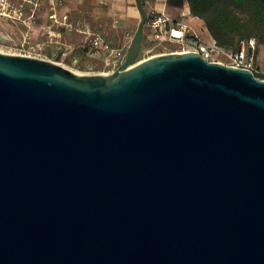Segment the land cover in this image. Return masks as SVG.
I'll return each mask as SVG.
<instances>
[{"label": "water", "instance_id": "95a60500", "mask_svg": "<svg viewBox=\"0 0 264 264\" xmlns=\"http://www.w3.org/2000/svg\"><path fill=\"white\" fill-rule=\"evenodd\" d=\"M135 2L111 72L0 50V264H264V78L140 59Z\"/></svg>", "mask_w": 264, "mask_h": 264}, {"label": "crops", "instance_id": "0c3cea01", "mask_svg": "<svg viewBox=\"0 0 264 264\" xmlns=\"http://www.w3.org/2000/svg\"><path fill=\"white\" fill-rule=\"evenodd\" d=\"M147 18L154 13L169 16L168 27L174 30V21L184 20L206 40H214L204 20L191 13L184 0H142ZM29 14L30 5L24 9ZM140 12L135 0H40L32 20H9L0 17L1 42L17 50L35 48L39 57H57L61 62L92 70L111 72L104 54L95 53L89 37L102 36L113 47L127 49L138 26ZM145 35H150L145 24ZM264 48V47H263Z\"/></svg>", "mask_w": 264, "mask_h": 264}, {"label": "built area", "instance_id": "2783aa9c", "mask_svg": "<svg viewBox=\"0 0 264 264\" xmlns=\"http://www.w3.org/2000/svg\"><path fill=\"white\" fill-rule=\"evenodd\" d=\"M26 4L30 5L31 12L29 14H26L24 11ZM39 4L40 0H0V17L26 22V20H32L35 17L36 8ZM169 21L170 18L165 13H154L147 18L145 23L150 32V36L157 42L169 41L173 44L174 42L178 43L181 48L175 49L174 51L195 50L211 61L224 62L221 58L222 56H226L228 57V62L224 63L251 69L254 73L261 72L264 76V70L259 71L254 61V54L252 51L256 44L254 38H250L248 41L242 40L238 47L229 49L222 45H218L215 40H203L192 28L190 23L181 19L174 21V30L179 32V35H175L173 34L174 30L168 27ZM89 40L95 53L104 54L105 62L112 66V71L124 60L126 50L122 47H113L106 39L98 35L89 37ZM36 52L35 48H23L15 53L38 56ZM148 52L150 53L148 56L155 55L152 54L151 49H149ZM160 52L168 51L160 50Z\"/></svg>", "mask_w": 264, "mask_h": 264}, {"label": "trees", "instance_id": "16d2710c", "mask_svg": "<svg viewBox=\"0 0 264 264\" xmlns=\"http://www.w3.org/2000/svg\"><path fill=\"white\" fill-rule=\"evenodd\" d=\"M184 0H180V4ZM218 45L229 49L254 38L264 44V0H186ZM258 77L263 75L255 73Z\"/></svg>", "mask_w": 264, "mask_h": 264}, {"label": "rangeland", "instance_id": "374dc122", "mask_svg": "<svg viewBox=\"0 0 264 264\" xmlns=\"http://www.w3.org/2000/svg\"><path fill=\"white\" fill-rule=\"evenodd\" d=\"M148 29V28H147ZM202 37V39L204 40L206 38V36L204 35H200ZM264 44H255V47L253 48V54H254V61L256 64V67L259 71L264 70ZM181 47H179L178 43H171L169 41H160L157 42L156 40H154L150 35H145L144 37V41H143V45L140 51V59H143L145 57H147L150 53L148 52L149 49H151L152 54H157L160 53L161 51H174L175 49H179ZM0 50L4 51V52H8V53H12V52H17L18 50L15 47H11V45H9L8 43H3L1 42L0 39ZM224 62H228V57L226 56H222L221 58ZM62 64H64L66 67L70 68V69H74L78 72H86L87 69H83V68H79L75 65H73L72 63H68V62H62ZM260 75H263L261 72L257 73Z\"/></svg>", "mask_w": 264, "mask_h": 264}]
</instances>
